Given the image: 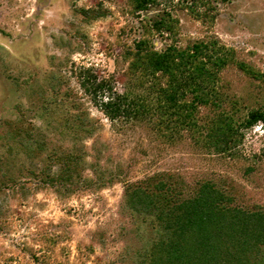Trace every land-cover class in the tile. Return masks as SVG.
<instances>
[{
	"label": "rangeland",
	"instance_id": "1",
	"mask_svg": "<svg viewBox=\"0 0 264 264\" xmlns=\"http://www.w3.org/2000/svg\"><path fill=\"white\" fill-rule=\"evenodd\" d=\"M99 6L105 16L87 21L81 15V10ZM130 10V0H0V150L21 127L33 126L35 138L48 142L40 158L30 160L20 148L9 159L20 187L0 192V264H131L126 260L130 252L154 233L141 216L122 212L125 182L148 175L176 172L189 182L222 179L226 189L228 183L235 185L236 204L264 205V125L244 131L234 157L204 146L201 136L220 112L239 124L251 110H264V82L237 65L244 62L264 75V0H157L147 10ZM167 14L173 31L152 32L156 51L215 42L217 48L231 50L236 60L219 70L217 97L198 105V128L173 131L172 137L166 128L158 131L150 116L111 122L78 79L80 72L90 70L98 80L112 78L116 92L129 90L152 99L150 83L134 87L135 80H128L125 52L145 34L143 24ZM52 73L66 77L64 90L69 87L99 124L86 142L87 162L101 149L102 164L118 173L103 188L62 196L40 181L45 174L35 175L50 162L54 149L73 148L69 138H58V122L40 108V86ZM84 176L94 174L86 168Z\"/></svg>",
	"mask_w": 264,
	"mask_h": 264
},
{
	"label": "trees",
	"instance_id": "2",
	"mask_svg": "<svg viewBox=\"0 0 264 264\" xmlns=\"http://www.w3.org/2000/svg\"><path fill=\"white\" fill-rule=\"evenodd\" d=\"M156 2L130 0V11L134 14L147 10ZM81 15L90 21L105 16L106 11L99 6L81 10ZM167 19H171L169 14L143 24L145 34L125 52L129 61L128 80H135L134 87L150 83L152 99L148 94L142 96L129 90L116 92L112 78L98 80L90 70L80 72L78 79L85 93L111 122L144 121L150 116L156 119L158 131L166 128L170 130L167 136L172 137L173 131L198 128V105L211 103L213 94L217 97L214 84L219 70L236 60L231 50L217 48L215 42L156 51L152 32L163 28L173 31ZM237 65L244 73L264 82V75L250 65L239 61ZM65 78L52 73L50 81L40 86L38 96L41 111L58 122V138H69L73 148L54 149L48 155L47 166L35 173L36 177L45 174L46 178L40 181L55 187L62 196L82 188H103L118 177L117 172L102 164L101 149H95L94 160L87 162L90 153L86 142L96 135L99 124L89 117L69 87L64 90L68 86ZM189 95L191 99H187ZM18 121L22 124L23 119ZM259 123L264 125L262 109L251 110L239 124L232 116L220 112L205 131L201 130L203 144L213 147L218 154L234 157L237 146L244 140V131ZM32 127L15 131V136L8 138L10 143L5 141L6 149L0 150V192L8 187H20L18 177L10 173L12 165L8 164L18 149L35 160L48 147L46 140L35 138ZM55 165L53 172L51 168ZM86 168L91 169L93 177L84 176ZM222 181L200 177L189 182L176 172H162L125 182L122 212L134 218L141 216L154 233L137 251H131L126 260L131 264H264V205L247 208L236 204L235 185L228 183L226 189Z\"/></svg>",
	"mask_w": 264,
	"mask_h": 264
}]
</instances>
